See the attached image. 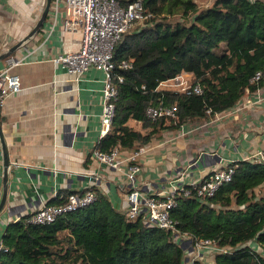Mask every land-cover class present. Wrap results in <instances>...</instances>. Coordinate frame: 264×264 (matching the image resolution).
I'll return each instance as SVG.
<instances>
[{"label":"trees","instance_id":"obj_1","mask_svg":"<svg viewBox=\"0 0 264 264\" xmlns=\"http://www.w3.org/2000/svg\"><path fill=\"white\" fill-rule=\"evenodd\" d=\"M142 2L147 16L113 50L114 61L129 59L131 67L116 70L123 80L110 127L96 144L101 151L132 150L163 128L231 108L247 89L264 85V0H214L203 8L196 0ZM258 70L259 81H251ZM182 71L192 73L191 85L199 84L200 93L159 87ZM161 102L175 103L176 115L148 117L147 107ZM130 118L147 131L129 125ZM228 164L231 180L206 199L176 195L170 216L191 237L231 247L214 253V264H264V161ZM87 190L95 194L92 202L52 222H30V214L8 222L0 264H185L186 246L170 230L127 217L95 186L75 191ZM71 191L59 190L48 203ZM192 264L210 263L197 258Z\"/></svg>","mask_w":264,"mask_h":264},{"label":"crops","instance_id":"obj_2","mask_svg":"<svg viewBox=\"0 0 264 264\" xmlns=\"http://www.w3.org/2000/svg\"><path fill=\"white\" fill-rule=\"evenodd\" d=\"M45 3L0 0V52L30 32ZM80 39V31L64 29L62 4L57 7L50 1L42 25L0 60L3 69L7 58L20 59L10 71L20 76L22 87L0 106V125L11 162L6 202L0 212V243L8 222L31 214L40 200L49 202L59 190L95 186L118 210L127 204V166L116 169L93 156L98 139L108 130L100 121L104 72L91 67L75 79L52 60L76 50ZM188 74L189 79L192 73ZM258 91L264 95V85ZM255 97L256 90L247 89L233 107L208 119L187 120L155 132L137 157L140 169L135 184L141 192L147 196L167 189L171 177L180 171H185L186 181L201 180L229 161L251 159L264 150V99L252 102ZM3 171L0 142V198ZM204 255L203 260L214 264L213 255ZM190 261L185 252V264Z\"/></svg>","mask_w":264,"mask_h":264},{"label":"built area","instance_id":"obj_3","mask_svg":"<svg viewBox=\"0 0 264 264\" xmlns=\"http://www.w3.org/2000/svg\"><path fill=\"white\" fill-rule=\"evenodd\" d=\"M55 6L63 7V27L66 30L80 31V45L76 50L66 51L52 60L61 63L66 71L75 79H79L84 72L91 68H97L104 72V84L102 88V112L100 115L101 126L109 129L115 111V100L117 98V83L123 80V76L117 72V68L126 69L131 67V60H113V50L125 32L134 28L135 24L141 23L147 16L142 0H131L126 5L119 0H51ZM8 65L0 69V106L5 98L21 90V79L16 73L10 71L11 67L20 62V59L7 58ZM188 71L180 72L172 78L160 81L159 85L164 88L176 89L200 93L199 84L191 85L188 81ZM261 71L258 70L252 76L251 81L258 82ZM173 86V87H171ZM256 89V97L252 101L264 99ZM177 105H149L146 114L151 119L160 116L174 117ZM144 146L139 145L134 150L123 153L119 147L110 151L95 149L93 156L100 161L116 169L122 165L127 166L126 176L130 182L126 193L127 204L123 208L125 215L131 219L141 217L146 225L157 226L173 233L178 243L186 246L185 252L190 255V263L194 259H203L204 252L214 255L216 252H227L228 246L218 245L214 239L191 237L187 232L181 231L176 226V220L170 216V208L176 204L175 196L178 194L195 196L206 199L215 194L218 187L226 181L231 180L234 167L228 163L221 168L210 172L201 180H184L185 171L171 177L168 188L152 195H144L135 184V174L140 169L137 157L144 151ZM251 158V157H250ZM251 159L264 161V150L259 151ZM58 203H48L40 200V206L30 214L29 221L35 223L52 222L59 215L76 208L87 205L95 198L91 190L82 193L75 190L59 196ZM6 247L0 243V251Z\"/></svg>","mask_w":264,"mask_h":264},{"label":"water","instance_id":"obj_4","mask_svg":"<svg viewBox=\"0 0 264 264\" xmlns=\"http://www.w3.org/2000/svg\"><path fill=\"white\" fill-rule=\"evenodd\" d=\"M50 1L51 0H46L45 7L42 11L41 16L39 17L38 21L34 25V27L30 30V32L25 35L23 38L19 39L17 42L13 43L9 47H7L5 50L0 52V60L2 58H5L9 55H11L26 39H28L39 27L42 25L43 21L45 20V17L48 13L49 6H50ZM0 142H1V148H2V157H3V181H4V190L3 194L0 198V212L2 208L5 205L6 202V195H7V170L8 166L10 165V158H9V153L7 150V146L3 137V133L1 130V125H0Z\"/></svg>","mask_w":264,"mask_h":264},{"label":"rangeland","instance_id":"obj_5","mask_svg":"<svg viewBox=\"0 0 264 264\" xmlns=\"http://www.w3.org/2000/svg\"><path fill=\"white\" fill-rule=\"evenodd\" d=\"M213 1L214 0H196V3H197L199 8H203V7H207V6L211 5ZM178 17H179V15L176 14L175 16H173L171 18L175 19V18H178ZM139 24H141V23L135 24L134 27H136ZM192 77H193V75H191L190 78H189V81H188L189 84L192 82ZM171 87H173V86H171ZM128 124L131 125L132 127H134L135 129L144 130L142 128L140 122L138 120L133 119V118H130L128 120ZM144 131H147V129H145ZM252 245L255 246V247H258L257 244L255 245V243H252ZM262 252L264 253V250Z\"/></svg>","mask_w":264,"mask_h":264}]
</instances>
